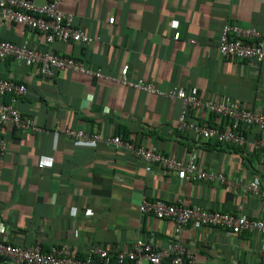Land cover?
Segmentation results:
<instances>
[{"label": "crops", "instance_id": "1", "mask_svg": "<svg viewBox=\"0 0 264 264\" xmlns=\"http://www.w3.org/2000/svg\"><path fill=\"white\" fill-rule=\"evenodd\" d=\"M60 9L74 15V25L93 41L48 45L42 32L7 23L0 24V39L52 48L103 76L64 69L49 77L36 65L13 58L0 62L1 77L28 88L19 101L22 115L43 129L0 127L7 141L0 154V222L7 233L0 232V239L24 247L40 244L45 251L67 244L85 258L93 245L121 249L138 238H153L165 247L179 238L199 264H264L261 234H233L196 222L176 233L172 220L139 209L144 199L183 200L202 209L262 217L264 201L244 188L257 181L264 189V130L251 127L243 145L195 136L179 128L182 100L118 82L128 65L129 81L152 82L162 92L182 87L264 113V62L225 57L218 49L226 23L264 33V0H64ZM189 119L224 124L205 110L191 112ZM65 128L104 135L121 129L182 162L193 156L200 168L226 174V182L188 180L158 164L146 171L143 161L123 149L75 140ZM43 155L53 158L52 167H39ZM0 264L8 263L0 257Z\"/></svg>", "mask_w": 264, "mask_h": 264}, {"label": "built area", "instance_id": "2", "mask_svg": "<svg viewBox=\"0 0 264 264\" xmlns=\"http://www.w3.org/2000/svg\"><path fill=\"white\" fill-rule=\"evenodd\" d=\"M63 1L46 0L42 4H37L34 0H0V24H18L42 32L48 45L56 40L85 44L92 42V36L74 25V15L66 14L60 9ZM110 21L113 22L114 18H110ZM180 35L179 31L176 32L174 39L179 40ZM218 49L225 57L263 63L264 33L254 28H243L226 23L221 30ZM9 58L27 66H38L43 76L52 77L57 71L64 69L103 76L101 70L93 72L82 60L59 55L52 48L39 50L30 47L27 41L18 43L0 39V62ZM128 71V65H124L121 69L118 82L122 86L182 100L179 128L184 132L224 143L243 145L247 142L245 131L251 127L264 130V113L257 111L254 107H238L229 100L204 98L182 87L162 92L152 82L129 81ZM27 94L26 84L0 76V127L12 126L20 130L43 131L32 117L22 115L19 101ZM6 96L9 97L7 101L4 100ZM198 110H205L223 118L224 124L208 126L199 121L190 120L191 112ZM64 133L75 140H83L92 145L104 142L123 149L143 161L146 171H152L153 165L158 164L168 171L181 173L188 180H201L207 183L226 182V174L200 168L193 156L182 162L164 154L155 146H147L133 139H124L118 134H90L85 130L72 128H65ZM253 144L255 148H260L261 141L255 139ZM6 149L7 141L0 136V154H4ZM38 165L41 168L52 167L53 158L43 155ZM244 190L264 201V189L259 182L247 183ZM139 209L143 214H152L159 220H172L176 233H180L191 222H196L205 228H225L233 234L254 231L264 236V215L258 219H252L244 215L191 206L183 200L169 203L163 199H144ZM0 232L1 234L7 233V226L4 222H0ZM0 257L4 258L8 264H199L195 255L179 238L172 239L165 247H160L153 238L148 240L138 238L121 249L93 245L89 248L85 258L75 256L67 244L55 245L45 251L40 244L24 247L0 239Z\"/></svg>", "mask_w": 264, "mask_h": 264}, {"label": "trees", "instance_id": "3", "mask_svg": "<svg viewBox=\"0 0 264 264\" xmlns=\"http://www.w3.org/2000/svg\"><path fill=\"white\" fill-rule=\"evenodd\" d=\"M6 99V101L9 99V97L8 96H6L5 98H4V100ZM215 115V114H214ZM215 116H217V115H215ZM246 132L247 131H245V134H246ZM118 135H120V136H122L124 139H132L130 136H129V134L127 133V132H123L121 129L119 130V132L117 133ZM116 134V135H117ZM230 213V212H229Z\"/></svg>", "mask_w": 264, "mask_h": 264}]
</instances>
